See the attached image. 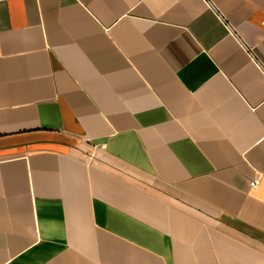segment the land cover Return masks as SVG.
Instances as JSON below:
<instances>
[{"label": "crops", "instance_id": "obj_1", "mask_svg": "<svg viewBox=\"0 0 264 264\" xmlns=\"http://www.w3.org/2000/svg\"><path fill=\"white\" fill-rule=\"evenodd\" d=\"M0 264H264V0H0Z\"/></svg>", "mask_w": 264, "mask_h": 264}, {"label": "built area", "instance_id": "obj_2", "mask_svg": "<svg viewBox=\"0 0 264 264\" xmlns=\"http://www.w3.org/2000/svg\"><path fill=\"white\" fill-rule=\"evenodd\" d=\"M250 185H251L252 187H255V186L257 185V182H256V181H251V182H250Z\"/></svg>", "mask_w": 264, "mask_h": 264}]
</instances>
